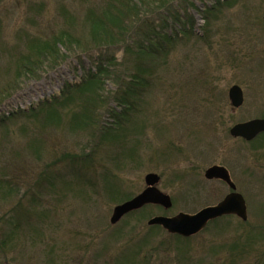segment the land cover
Masks as SVG:
<instances>
[{"label": "rangeland", "instance_id": "1", "mask_svg": "<svg viewBox=\"0 0 264 264\" xmlns=\"http://www.w3.org/2000/svg\"><path fill=\"white\" fill-rule=\"evenodd\" d=\"M113 1L0 0V88L17 79L7 68L9 47L24 52L62 29L84 40V16ZM166 1L114 45L87 52L59 45L63 58L38 60L36 77L21 78L0 99V264H264V134L244 141L228 132L264 117V0ZM139 29L142 44L173 34L164 43L170 50L151 54L153 73L141 89L127 93V77L120 85L107 79L97 121L80 125L74 119L96 109L86 104L93 89L64 87L110 54L118 70L133 66ZM233 84L243 93L236 108ZM214 164L243 195L245 222L225 217L190 238L147 225L154 215L219 201L227 185L203 175ZM148 172L159 175L172 206H145L140 218L110 224L111 209L140 192Z\"/></svg>", "mask_w": 264, "mask_h": 264}, {"label": "trees", "instance_id": "2", "mask_svg": "<svg viewBox=\"0 0 264 264\" xmlns=\"http://www.w3.org/2000/svg\"><path fill=\"white\" fill-rule=\"evenodd\" d=\"M166 2V0H114L111 3H116V5L118 6L117 9L113 8L114 4H109L108 8L102 9L100 14L98 15H94L93 12H89L90 14L87 13L84 16L83 26L88 28L86 29L87 38H85L84 40L80 41V39H73L72 36H70L67 32H63L62 29L54 36L53 39H49L47 42H44L40 39H35L31 40L29 44H24L26 48L24 52L22 50L20 51L18 45L16 44V46L14 47H9L8 57L6 58L8 59V65L11 64V66H7V68L14 69L13 71L17 75V79L15 78L16 80L13 82H7L6 85L8 88H4L5 86L0 88V99L6 97L10 94V91L16 89L21 78H26V76H28L27 78L36 77L38 73V71H36V63L38 60H45V57L46 59H50L51 57L55 56L56 58H63L64 54L62 53H60L61 56H58L60 52L59 45H62L64 47L74 46L79 51L83 52L92 50V48L101 49L106 46L114 45L109 43L120 41L122 38L130 35L132 30L139 27L136 20H141L148 15L153 14L155 11H159L160 9L165 10V6H167ZM114 9L116 11H114L113 16L103 15V13L107 10L111 11ZM115 14H117L118 16ZM180 30L183 33L187 31L186 28H181ZM179 31L175 29L176 36H178ZM139 36L140 29L139 32H137V36L132 38L131 44H139L138 46H135V50L133 53L131 52L132 47L130 44H127L125 46V50L128 53H132L134 60L133 66L123 64L121 66V69L118 70L117 66L115 65V56L111 54L107 55L104 58V61L101 60L100 63H97L94 71H89L87 73L80 84L73 86L69 84L66 85L64 87L65 90H63V93H70L67 92L69 88H72L73 90L79 89L80 91L86 85H89V88L93 90L89 94L90 101L88 99V101H86V104L90 103L93 107L95 106L96 108L97 103H99L102 99V90L105 87L104 84L107 79L113 82L115 85H120V83L123 81V78L127 77V93H129L128 91L134 89V87L137 89H141V87L145 86L146 83H148L146 81V77L150 76L153 73L152 69L154 67V63H152L153 61L151 57L154 56H151V54H157L158 56H161L165 50H170L164 46V43L168 44L170 40L173 39V34H164V37H161L162 34H159L158 39L160 41L156 42L155 44H142ZM65 41L72 42L73 44H65ZM161 42L163 44H161ZM71 50L73 49L71 48ZM144 55H149V57H151L149 59H144ZM50 66H52V64ZM133 83H135V85L131 87L130 85ZM113 95L114 97H111L115 98V100L119 104H124L125 101L123 99L118 98L115 93ZM55 101H57V99ZM72 101L73 100H71L70 102ZM92 110L93 109H91L88 114L79 116L81 118H79L78 120H74L80 123V125L84 124L83 122H88L87 124L94 123V121H97L99 113L97 111V108L94 109L93 112ZM69 122L72 123L73 120H70ZM141 212L142 211L140 209L138 211L131 212L128 215L134 214V217L138 219L141 217ZM221 219H223V217L209 222L208 225H212Z\"/></svg>", "mask_w": 264, "mask_h": 264}, {"label": "water", "instance_id": "3", "mask_svg": "<svg viewBox=\"0 0 264 264\" xmlns=\"http://www.w3.org/2000/svg\"><path fill=\"white\" fill-rule=\"evenodd\" d=\"M228 97L232 107H239L243 102L241 88L233 84L228 89ZM264 131V117L253 118L247 121L238 122L229 129L232 137H242L245 140L253 139L257 134ZM207 179H221L231 189L221 200L214 205L201 208L195 213L179 212L173 216L155 215L148 221V225H160L167 232L181 236L196 234L204 228L206 223L225 214H235L242 220L247 218L246 204L243 196L235 190V185L231 181L228 171L221 165H211L204 171ZM159 176L150 172L145 174L144 182L146 187L132 198L115 205L110 216V223H116L127 212L138 209L144 204L153 203L167 209L171 206L170 197L157 188Z\"/></svg>", "mask_w": 264, "mask_h": 264}]
</instances>
